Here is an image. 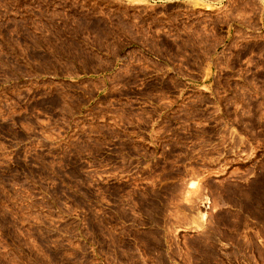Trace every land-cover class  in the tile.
Instances as JSON below:
<instances>
[{
  "label": "rangeland",
  "instance_id": "1",
  "mask_svg": "<svg viewBox=\"0 0 264 264\" xmlns=\"http://www.w3.org/2000/svg\"><path fill=\"white\" fill-rule=\"evenodd\" d=\"M0 264H264V0H0Z\"/></svg>",
  "mask_w": 264,
  "mask_h": 264
},
{
  "label": "bare ground",
  "instance_id": "2",
  "mask_svg": "<svg viewBox=\"0 0 264 264\" xmlns=\"http://www.w3.org/2000/svg\"><path fill=\"white\" fill-rule=\"evenodd\" d=\"M188 2V1H187ZM201 3V2H200ZM204 214V213H203Z\"/></svg>",
  "mask_w": 264,
  "mask_h": 264
}]
</instances>
